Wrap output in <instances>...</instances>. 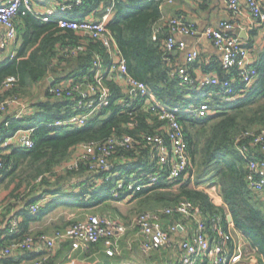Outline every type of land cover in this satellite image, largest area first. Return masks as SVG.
I'll return each instance as SVG.
<instances>
[{"label": "built area", "instance_id": "built-area-1", "mask_svg": "<svg viewBox=\"0 0 264 264\" xmlns=\"http://www.w3.org/2000/svg\"><path fill=\"white\" fill-rule=\"evenodd\" d=\"M51 1L52 6L44 11L36 9L31 0L0 2V54L17 36L15 17L19 13H30L42 22H53L61 29L72 30L80 36L90 38L92 42L100 45L103 55L97 51L92 53L89 73L81 79L63 77L56 84H53L51 75L44 79L46 91L52 98L68 100L80 112L64 120L42 124L49 127L85 126L95 114L111 103L112 92L108 83H114L119 88L122 97L118 103L121 108L130 107L136 99H145L149 109L158 110V120L161 122L153 133H145L140 138L111 136L102 141L81 143L74 155L58 167L57 172L78 170L80 164L84 165L85 173L91 177L97 176L101 185L112 184L108 192L117 203L127 202L137 193L157 184L169 185L183 179L192 183L194 176L190 172L192 165L188 144L182 126L174 116L178 108L160 103L144 83L127 73L125 60L108 26L113 21L116 0L101 2L83 17H79L81 14L77 15L76 11L83 5L84 0ZM245 1L249 26L252 28L264 25V0ZM227 8V19L200 33L194 23L183 16H174L162 22L169 28L170 33L163 46V61L170 65L169 76L177 80L180 86L190 87L200 93V101L184 110L196 118L214 113L210 105L213 95L218 96L222 103L232 106L245 96L246 91L257 80L251 50L240 37L245 28L238 23L241 12L239 0H227ZM176 35H196L210 41L219 53L221 67L227 74L234 72L233 76L221 80L214 72L204 73L200 70L196 73L194 68L191 71L189 65L200 57L197 49L185 57V64L177 63L172 52L183 51L185 45L175 41ZM86 50L85 44H79L65 47L61 51L63 54H77ZM167 53L174 58V62ZM13 82V77L7 78L4 82L5 89ZM237 84H240L238 89H234ZM11 110L15 111L13 121L34 113L26 99L0 100V117ZM35 129L36 126L17 128L11 135H0V150L9 147L23 150L32 148V134ZM241 137L250 138L251 146L264 153V128L257 133L245 132ZM119 149L139 150L131 158L120 156L116 160L114 155ZM142 149H146L143 154ZM238 151L246 161L248 188L253 193L264 194V157L250 152L246 146H240ZM3 168L0 159V176ZM40 180L41 178L37 179ZM200 190L207 193L214 206H224L216 185L201 187ZM87 198L82 197L85 200ZM20 202L18 200L17 204ZM41 206L42 202H36L24 208L34 215ZM1 211L2 207L0 213ZM43 218L41 225L29 226L28 234L21 241L7 247L0 245V258H7L18 251L31 252L38 257L28 264H46L61 246L67 247L68 256L78 251L87 252L99 243L105 246L107 257L119 259L117 264H129L122 260L124 251L130 253L135 249L141 255L150 257L154 251L170 252L176 247L178 264H255L252 257L259 254L249 240L247 247L235 240L232 233L233 223L227 211L223 216H209L198 205L188 201L155 211L135 212L128 219L110 212L103 215L88 212L59 213L55 216L44 215ZM58 219H62L65 225L54 228L49 233L33 236L36 231L53 226ZM20 221L18 213L12 215L7 221L5 233L17 234Z\"/></svg>", "mask_w": 264, "mask_h": 264}, {"label": "trees", "instance_id": "trees-1", "mask_svg": "<svg viewBox=\"0 0 264 264\" xmlns=\"http://www.w3.org/2000/svg\"><path fill=\"white\" fill-rule=\"evenodd\" d=\"M109 1L84 0L76 14L83 17L101 2ZM163 2L164 0H116L113 21L108 26L125 60L127 73L144 83L160 103L178 108L174 116L181 124L188 144L192 165L190 172L196 184L203 182L206 186L216 185L224 206H214L205 191L191 188L189 181L184 179L169 185L157 184L137 193L130 202H136L135 212L155 211L182 201L198 205L209 216H223L227 211L232 223L243 231L264 260V211L261 209V201L248 188L246 161L238 151L240 146H246L250 152L264 157V153L251 146L250 138L241 137L245 132L257 133L264 128V48L254 63L257 80L246 91L245 96L229 106L213 95L210 105L214 113L196 118L184 110L200 101V93L190 87L180 86L177 80L169 76V63L163 61L164 41L170 35L169 28L161 21ZM15 23L21 45L12 58L0 62V100L18 98L30 101L32 89L44 84L48 75L53 77V84L61 80L62 74L67 75V78L81 79L89 73L92 53L97 51L103 55L100 45L90 38L80 36L72 30L61 29L56 23L42 22L30 13H19L15 17ZM249 43L247 45L250 48L252 43ZM79 44H85L87 50L77 54H63L61 51L65 47ZM167 56L174 62L169 53ZM218 60L219 57H215L209 63L195 62L189 67L192 71L197 65L204 73L214 72L221 80L233 76L234 72L227 74ZM9 77H13L14 82L5 89L4 82ZM108 85L112 92L111 103L83 127H49L42 124L64 120L80 112L68 100L52 99L47 91L45 101L32 105L36 109L32 116L25 115L16 121L7 117L10 119L9 124L0 125V135H11L17 128L33 127L35 123L39 125L32 134V148L23 150L9 147L8 153V149L0 150V159L4 165L0 183L6 181L4 187H11L9 194L0 203V223L5 219V212L15 207L18 200L23 201L26 207L38 201L42 193H46L43 191L36 195L39 190L41 192L42 187L50 186L52 190L47 194L58 193L74 175L83 174L85 167L82 164L78 170L57 172L58 167L74 155L79 144L102 141L111 136L140 138L145 133H153L161 124L158 110L149 109L145 99H136L130 107L121 108L118 103L122 97L119 88L114 83ZM239 85H235L234 89H238ZM29 104L31 105L30 102ZM138 150L119 149L114 158H131ZM141 151L143 154L146 149ZM39 178L41 180L37 181ZM110 187L111 183H105L101 185L105 193L90 192L91 197L87 202L82 197L78 199L79 196L76 195L74 201L77 199L79 203L75 206L89 208L101 203L110 196ZM55 204L56 202L51 201L44 211L40 209L34 215L23 208L20 211L18 233H1L0 245L7 247L21 241L28 234L29 223L40 219L45 210L53 208ZM112 210L115 212L111 213H118L116 209ZM63 225V220L58 219L52 229ZM48 230L36 231L33 236L48 233ZM25 253L31 262L38 257L31 252ZM12 258L14 257L3 259L2 264H15ZM51 259L52 257L46 264H51Z\"/></svg>", "mask_w": 264, "mask_h": 264}, {"label": "crops", "instance_id": "crops-1", "mask_svg": "<svg viewBox=\"0 0 264 264\" xmlns=\"http://www.w3.org/2000/svg\"><path fill=\"white\" fill-rule=\"evenodd\" d=\"M3 1L5 0H0V2ZM31 1L33 6L40 11H44L50 6H52L51 0H31ZM239 5L241 12L238 17V23L242 28H245V31L243 32L245 37L243 39L245 40L246 44L249 42L252 43V45H250L251 55L253 60L256 62L260 57L262 50L264 48V25L257 27L253 26L251 28L249 26V16H248V8L246 1L239 0ZM161 12H162L161 21H165L168 18L174 17L176 15H182L188 21L194 23L199 33L209 27L217 26L220 21L227 19L229 17L227 0H164V2L161 5ZM1 32L2 29H0V38H1ZM174 38L176 42L183 43L185 45L183 51H178L174 55L177 63L179 64H185V57L194 49H197L200 53V57L196 61L197 64L199 62L209 63L215 57H219V53L212 46L210 41H208L203 37H199L196 35L195 36L176 35L174 36ZM20 45H21V39L17 35V37L14 40H11L8 43L7 47L0 54V62L8 58H12L17 53ZM200 70L201 68L196 65L194 71L198 73L200 72ZM60 77L61 78L67 77V75L62 74ZM44 84L46 85L45 82ZM43 90L45 95L46 87L45 89L43 88ZM41 98L42 99L39 100L45 101V98L43 96ZM52 99L58 100L56 98H52ZM14 113H15L14 110L3 113L0 117V125H2V123L3 125H5L7 122L9 124L10 119H7V117L12 118ZM34 113H36V111H34ZM27 116L28 115H26L25 117ZM34 126L37 127L39 125H36L35 123ZM9 151L10 149L7 150V153ZM5 183L6 181L0 183V203L3 202V200L9 194V191L11 189V187L9 189H6L4 187ZM100 185L101 184L100 181L97 180V176L91 177L84 172L83 174L80 175L79 174L74 175L71 179H69V182L63 185V187H61V190L58 193L47 194L48 192H51L52 189L48 188L47 190H45L42 187L41 192L39 190V192L36 193V195L38 196L43 191H45L46 193L45 194L42 193V196H40L41 198H39L38 201L36 202H42L41 209L43 211L51 201L56 202L53 208H48L47 210H45L44 212L45 216L46 215L55 216L59 213L60 214L61 213L81 214L85 212L92 213L93 210L97 211L96 214L103 215L108 213V211L111 213L110 211L111 209H116L117 211L116 208L117 204L120 203H117L109 195L106 198H104V200L101 203L97 205H92L89 208L75 206L76 203H79L77 199L76 201H74L76 195L79 196L78 199H80V197H88L87 200L83 199L85 202H87L88 199L91 197L90 192H96L97 194L99 192L101 193L104 192V190H102ZM254 195L257 196V198L261 201L260 202L261 209H263L264 211V194L255 193ZM125 204H127V206H130L133 204V202H130V200H128L127 202H125ZM24 207H25L24 202L21 201L15 207L11 208L9 212H5V219L3 220V222L0 223V235H2L1 233H5V227L7 221L10 219L12 215L18 213V215L21 218L20 211ZM44 215H42L40 219L30 222L29 226L31 224L41 225L42 222L44 221L43 218ZM45 229H49L48 230L49 233L52 230V226H47ZM232 233L237 242H239L243 246L246 247L249 246V241L246 235L243 233V231L236 228L234 224L232 227ZM11 256L14 257L12 258L13 259L12 261L15 264H28L31 262V259H27L26 253L22 251L14 252ZM11 256L7 258H10ZM123 257L124 258L122 260L129 264H178L177 262L178 253L176 247H173L170 252L167 250L154 251L150 254V257H145L141 255L139 251L136 249L130 253L124 251ZM7 258H0V264H2L3 259H7ZM252 260L255 264H264L263 257L260 253L256 255V257H252ZM118 261H119L118 258L107 257L105 254V246L102 243H99L91 247L90 250L87 252L78 251L71 253L68 256H67V247L61 246L56 250L55 255L52 257L51 264H117Z\"/></svg>", "mask_w": 264, "mask_h": 264}, {"label": "rangeland", "instance_id": "rangeland-1", "mask_svg": "<svg viewBox=\"0 0 264 264\" xmlns=\"http://www.w3.org/2000/svg\"><path fill=\"white\" fill-rule=\"evenodd\" d=\"M45 87H46V85L44 84V85H42V86H40V85H38L36 88L34 87L33 89H32V91H33V93H31L32 95V98H31V100L29 101L30 103H31V105H30V107H32V105L34 104V103H39V102H41V100H39V99H42L41 97L43 96L45 99H46V97H45V95H44V90H43V88L45 89ZM37 92V93H36ZM35 93V94H34ZM38 98V99H37ZM44 101V100H43ZM33 108V111H35L36 109L34 108V107H32ZM15 112V111H14ZM193 185V186H192ZM189 186L191 187V188H197V189H201V187H205L206 188V185L203 183V182H201V183H198V184H196V182H195V178H194V182L192 181V183H189ZM46 187V188H45ZM45 187H43V189H45V190H47L48 188H50V186H45ZM136 202H133V204L132 205H130V206H127V204H125V202L123 203V201L120 203V204H117V211L116 212H118V215L119 216H121L122 218H125V219H128V218H130L134 213H135V211L137 210L136 209ZM105 209H106V207H105ZM107 212V211H106ZM109 212V211H108ZM111 212H115V210H112L111 209ZM92 213H97V211L96 210H93L92 211Z\"/></svg>", "mask_w": 264, "mask_h": 264}, {"label": "water", "instance_id": "water-1", "mask_svg": "<svg viewBox=\"0 0 264 264\" xmlns=\"http://www.w3.org/2000/svg\"><path fill=\"white\" fill-rule=\"evenodd\" d=\"M240 37H241L242 39L245 37L243 32L240 33ZM175 54H176V51H173V52H172V55L174 56ZM229 219H230V218H229Z\"/></svg>", "mask_w": 264, "mask_h": 264}]
</instances>
